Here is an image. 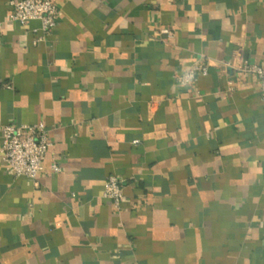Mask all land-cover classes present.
<instances>
[{"label": "crops", "instance_id": "obj_1", "mask_svg": "<svg viewBox=\"0 0 264 264\" xmlns=\"http://www.w3.org/2000/svg\"><path fill=\"white\" fill-rule=\"evenodd\" d=\"M10 1L0 144L37 122L53 144L38 185L0 156V264H264V100L241 70L264 67V0H53L36 44ZM197 61L208 73L178 84Z\"/></svg>", "mask_w": 264, "mask_h": 264}, {"label": "built area", "instance_id": "obj_2", "mask_svg": "<svg viewBox=\"0 0 264 264\" xmlns=\"http://www.w3.org/2000/svg\"><path fill=\"white\" fill-rule=\"evenodd\" d=\"M9 21L26 24L30 21H39L40 27L34 28L37 34L34 43L47 39L57 24L59 9L53 0H11ZM160 33L172 37L174 34L168 28L160 29ZM229 65V64H228ZM209 64L195 62L191 69L175 77L178 84L186 86L197 81L200 74L206 75ZM245 74L254 75L260 86L264 100V67L249 62L241 66ZM53 142L50 132L43 122L33 124L7 123L2 128L0 156L5 169L14 176H24L38 185V177L44 170V160ZM52 170L61 172L58 163L52 164ZM103 197L110 201L118 211L125 200L123 182L116 175H110L106 182Z\"/></svg>", "mask_w": 264, "mask_h": 264}]
</instances>
